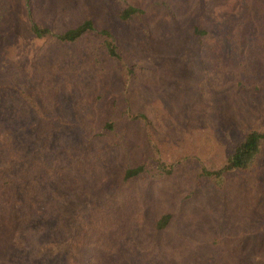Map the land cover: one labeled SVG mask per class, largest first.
Listing matches in <instances>:
<instances>
[{"label": "rangeland", "instance_id": "rangeland-1", "mask_svg": "<svg viewBox=\"0 0 264 264\" xmlns=\"http://www.w3.org/2000/svg\"><path fill=\"white\" fill-rule=\"evenodd\" d=\"M127 5L139 11L122 19ZM86 19L74 42L29 31ZM103 29L136 58L127 100ZM251 128L264 129V0H0V132L13 136L0 264H264V168L224 191L197 176Z\"/></svg>", "mask_w": 264, "mask_h": 264}, {"label": "trees", "instance_id": "trees-1", "mask_svg": "<svg viewBox=\"0 0 264 264\" xmlns=\"http://www.w3.org/2000/svg\"><path fill=\"white\" fill-rule=\"evenodd\" d=\"M138 11V8L132 5H127L120 12V18L127 19L135 15ZM92 26L93 24L91 19H86L81 24L54 35L49 27L41 26L39 23L33 22L29 25V31L36 38L48 39L55 37L58 41L66 43L78 40L90 31ZM192 31L197 38V42L199 44H203L202 37L207 35V30L198 25H194ZM101 34L102 44L106 48L108 54L113 57L117 63V69L126 91L125 98L127 100V93L133 85V79L135 76L136 58L133 56L132 50L119 44L115 35L110 33L108 30L103 29ZM18 93L28 108L34 109L37 113L41 111V107H39L38 103L31 97L29 92L19 91ZM128 108L129 107L126 103L124 111H127ZM131 116L135 120H145V116L142 113H131ZM12 145V132L9 130L0 132V150H10ZM263 168L264 129L251 128L248 129L244 135L233 144L230 152L221 162L210 168H202L197 173V176L203 178L213 188L224 191L226 189L227 182L232 175H250L260 172ZM144 170L145 166L143 164L127 168L124 172L123 178L124 180L136 178L142 174ZM167 172L171 173V170L168 169ZM171 217L172 215L170 213L162 215L156 221L155 228L157 230L164 229L169 224ZM46 263L56 264L51 258L48 259Z\"/></svg>", "mask_w": 264, "mask_h": 264}]
</instances>
